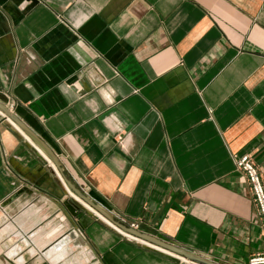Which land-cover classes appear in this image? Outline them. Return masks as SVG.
Here are the masks:
<instances>
[{
  "label": "crops",
  "instance_id": "obj_1",
  "mask_svg": "<svg viewBox=\"0 0 264 264\" xmlns=\"http://www.w3.org/2000/svg\"><path fill=\"white\" fill-rule=\"evenodd\" d=\"M0 103L128 226L217 264L264 253L234 162L264 170V0H0ZM71 196L0 112V264H192Z\"/></svg>",
  "mask_w": 264,
  "mask_h": 264
},
{
  "label": "water",
  "instance_id": "obj_2",
  "mask_svg": "<svg viewBox=\"0 0 264 264\" xmlns=\"http://www.w3.org/2000/svg\"><path fill=\"white\" fill-rule=\"evenodd\" d=\"M80 81L77 75L71 76L67 80V84H74ZM0 112L9 118L15 125H17L30 139L31 141L46 155V157L51 161V163L57 169L60 178L63 180L64 184L67 186L68 190L71 192L70 199H66L63 202V205L68 210V212L76 217L78 212L82 209L83 204L91 207L94 211L100 214L102 217L107 219L109 222L114 224L116 227L122 231L141 239L145 242L158 246L164 250L172 252L176 255L186 258L187 260L194 262L196 264H217L207 258L196 255L192 252L184 250L180 247H177L173 244L162 241L156 237L140 232L137 229L131 228L127 224L123 223L121 220L116 218L109 210L104 208L99 203L91 199L87 194L80 190L66 175L65 168L60 161V159L55 155V153L49 148V146L37 136L31 129H29L12 111L4 104L0 103Z\"/></svg>",
  "mask_w": 264,
  "mask_h": 264
},
{
  "label": "built area",
  "instance_id": "obj_3",
  "mask_svg": "<svg viewBox=\"0 0 264 264\" xmlns=\"http://www.w3.org/2000/svg\"><path fill=\"white\" fill-rule=\"evenodd\" d=\"M236 168L246 177L249 188L252 192L258 215L260 217L261 226L264 230V170H261L248 154L242 156H234ZM104 218V217H102ZM110 227L126 236L131 240H139L138 238L122 231L107 219H103ZM131 228L137 229L138 225L131 224ZM191 262V261H190ZM192 264H196L192 262ZM248 264H264V253L253 255L249 258Z\"/></svg>",
  "mask_w": 264,
  "mask_h": 264
},
{
  "label": "bare ground",
  "instance_id": "obj_4",
  "mask_svg": "<svg viewBox=\"0 0 264 264\" xmlns=\"http://www.w3.org/2000/svg\"><path fill=\"white\" fill-rule=\"evenodd\" d=\"M91 208V207H90ZM96 212V211H95ZM20 259H22L21 257H18V261L20 262V263H22V260H20Z\"/></svg>",
  "mask_w": 264,
  "mask_h": 264
}]
</instances>
